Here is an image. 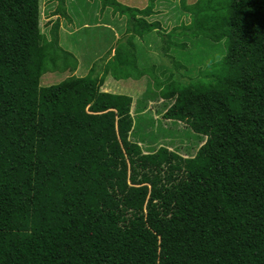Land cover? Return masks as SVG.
Here are the masks:
<instances>
[{"label": "trees", "instance_id": "1", "mask_svg": "<svg viewBox=\"0 0 264 264\" xmlns=\"http://www.w3.org/2000/svg\"><path fill=\"white\" fill-rule=\"evenodd\" d=\"M51 1L45 34L42 0H0V264H264V0H179L170 32L156 0H94L126 18L113 58L45 87L79 66ZM153 32L158 75L134 44ZM188 41L225 55L189 75Z\"/></svg>", "mask_w": 264, "mask_h": 264}, {"label": "rangeland", "instance_id": "2", "mask_svg": "<svg viewBox=\"0 0 264 264\" xmlns=\"http://www.w3.org/2000/svg\"><path fill=\"white\" fill-rule=\"evenodd\" d=\"M120 1L122 3H125V0H120ZM197 1L198 0H190V1L187 0V4L194 5L195 3H197ZM69 2H73L75 7H79L81 6V4L83 5L86 4V0H67L68 4ZM89 3H90V6L88 8L85 6L81 7V15H82L81 19L82 17H87V16L90 20L91 18H95L97 7L95 6V3L92 0H89ZM127 3H129V7L131 8L133 7V8H138L140 10H145L148 8L150 0H128ZM57 6H58L57 2H54L51 0H42V19H41L42 27L41 28H42V32L45 34L49 33L50 27L48 24L50 22L52 14L57 9ZM177 8L178 10L180 9L182 11L179 0L178 1L176 0L173 3L167 2V0H156L154 2V8H153L155 14L147 18V20L149 22H158L161 25L162 29H166L168 32H170L173 28L177 27L178 24L180 25V23H177V24L175 23V20L177 19V17L175 16L173 17V14L177 10ZM68 12L69 14L73 15L74 23L69 24L67 26L68 28L66 29V32L73 31V30L74 31L67 35L65 34V28H64V31L62 32V35H61V42H62L61 45L64 48V50L70 51L78 57V61L81 64L80 70L76 71L75 73L69 70L66 73L47 75L44 77V80L42 83V86L44 85L45 87L57 85L61 81L71 76L85 77L93 65L98 66V70L100 71L101 66L102 65L104 66L105 63H107L110 59L113 58L111 55L107 57L108 54H110V49L106 51V45H105L106 43H109L108 42L109 35L107 31L105 29L104 30L100 29L98 31L92 30L94 33V34L92 33V35H94L95 37L92 39H88L87 37L89 36L91 28L88 30L85 27L86 25L82 28L77 26L76 17L73 13L72 6H71V10H70V7H68ZM181 13H185V12L182 11ZM182 16H184L186 19L185 22L183 23L189 24L191 17L188 14L187 15L182 14ZM56 18L57 17H55L53 20H56ZM102 19L104 20L103 22L105 21L111 22V25L113 24L116 25L115 31L117 33V36L118 38L122 39L121 36L124 35V30L126 27V23L122 21L124 18H121L118 15H113L112 11L108 10L106 14L104 13L103 15H100V19H97V20L101 22ZM83 21L84 20L82 19V21L80 22H83ZM59 22L61 23L63 22V24L66 25L63 17L59 18ZM91 22H93V19L90 21V23ZM137 39L138 40H136L134 44L136 45V48H137L138 63L141 65V67H144V68H154L155 67L157 69L156 71L157 75L165 70L172 69L173 66L171 65L173 64L169 63L168 61V64H169L168 65L167 62L165 61L166 60L165 57L161 53L162 41L157 35V33L153 32V34L149 36H146L143 38L138 37ZM188 43H189V48L186 51L174 53V58L176 60L178 59L181 63H185L186 65L190 64L189 75L196 74V72L198 71L200 67L199 65L200 63H203L204 66L205 65L207 66L209 64H214L215 62H218L225 55L224 43L216 44L212 46L211 51H210L211 54L207 58L209 60L206 61L207 59L204 58L203 51L196 46H192V43H190L189 41ZM102 46H104L102 49H105L106 51L104 57L100 56L99 54V48H101ZM111 51H112L111 52L112 54L113 50ZM96 52L98 53V55L96 54ZM107 80H111L115 83H126V82L142 83L143 86L150 87L153 92H156L153 89V85L151 84L152 81L148 80V77H145L141 79L140 81H135V80L115 81L114 79H112V77H108ZM144 81H148L150 85L147 86ZM144 89L145 87L144 88L142 87L141 92H143ZM174 102L175 100L171 101L168 109L174 104ZM166 111H164L163 115L166 113ZM131 142L136 143L134 141H131ZM205 142H206V138H205L204 143ZM204 143L199 146L198 150L200 149V147L204 145ZM183 158H187V157H183Z\"/></svg>", "mask_w": 264, "mask_h": 264}, {"label": "crops", "instance_id": "3", "mask_svg": "<svg viewBox=\"0 0 264 264\" xmlns=\"http://www.w3.org/2000/svg\"><path fill=\"white\" fill-rule=\"evenodd\" d=\"M67 1V0H66ZM94 3H95V6L97 7V12H96V15H95V18H91V20L93 19V22H91L90 23V19L88 18V16L87 17H82V19L84 20L83 22H80V21H82V19H81V7L82 6H85V7H89L90 6V3H89V1H86V4H81V6H79V7H75L74 6V3L73 2H69V4L68 3H66V15H67V19L66 18H64V20H65V24L66 25H64L63 24V22L61 23V31H60V44H62V42H61V35H62V32L64 31V28H65V34H70L71 32H73V31H68V32H66V29L68 28L67 26L69 25V24H73L74 23V19H73V15H71V14H69V12H68V7H70V10H71V6H72V9H73V13H74V15H75V17H76V22H77V26L78 27H80V28H82V27H84L85 25V27H86V29H90L91 28V31H90V33H89V36L87 37L88 39H92V38H94L95 36L94 35H92V33H93V31L92 30H96V31H98V30H106L107 31V33H108V35H109V37H108V42L109 43H106L105 45H106V51L107 50H109L110 49V53L112 52L111 50H113V53L112 54H110L112 57L114 56V50H115V47H116V45H117V43L119 42V40H121V38H118V36H117V33H116V31H115V28H116V25H111V22H103L104 20L102 19V23L100 22V21H98L97 19H100V14H99V12H100V6H99V4H98V2L96 1H94V0H92ZM120 1V0H119ZM127 1L128 0H125V3H123V4H125V5H127V6H129V3H127ZM178 1V0H177ZM190 1V0H189ZM121 2V1H120ZM167 2H170V3H173L174 1H172V0H167ZM71 3H72V5H71ZM122 3V2H121ZM68 5V6H67ZM75 7V8H74ZM91 9V8H90ZM108 10H110L111 11V9H107L106 11H105V14H106V12L108 11ZM173 12H174V10H173ZM182 11L179 9L178 10V8H177V10L175 11V13L173 14V17L175 16V17H177V19L175 20V23L177 24V23H180V25L183 23V22H185V17L184 16H182V14H186V13H181ZM187 15V14H186ZM97 16H99V17H97ZM97 17V18H96ZM107 21H108V19H107ZM124 23H126V18H124L123 20H122ZM191 21V20H190ZM190 23V22H189ZM178 26H179V24H178ZM119 28V27H118ZM94 34V33H93ZM116 34V35H115ZM151 34H153V33H151ZM151 34H149V35H151ZM149 35H146V36H149ZM124 36H125V30H124V35H122L121 37L122 38H124ZM146 36H144V37H146ZM115 37V38H114ZM110 38H111V40H110ZM87 39V40H88ZM116 41H115V40ZM114 40V41H113ZM136 40H138L137 38L134 40V43H135V41ZM104 45V46H105ZM62 46V45H61ZM104 46H102L101 48H99V54H100V56H103L104 57V55H105V53H106V51H105V49H102ZM136 46V45H135ZM137 49V48H136ZM68 52H70V51H68ZM70 53H72V52H70ZM73 54V53H72ZM81 54V53H80ZM96 54L98 55V53L96 52ZM74 55V54H73ZM75 57H76V59L78 60V57L76 56V55H74ZM102 58V57H101ZM137 58H138V56H137ZM79 62V61H78ZM80 66H81V64L79 63V69H77V70H80Z\"/></svg>", "mask_w": 264, "mask_h": 264}, {"label": "clouds", "instance_id": "4", "mask_svg": "<svg viewBox=\"0 0 264 264\" xmlns=\"http://www.w3.org/2000/svg\"><path fill=\"white\" fill-rule=\"evenodd\" d=\"M196 4V3H195ZM189 15V14H188ZM55 17H51V19L50 20H53ZM41 19H42V16H41ZM78 71V70H77ZM206 143V142H205ZM204 143V144H205ZM201 148V147H200ZM197 153V152H196ZM196 155V154H195Z\"/></svg>", "mask_w": 264, "mask_h": 264}]
</instances>
